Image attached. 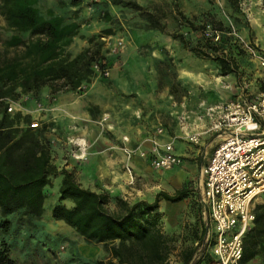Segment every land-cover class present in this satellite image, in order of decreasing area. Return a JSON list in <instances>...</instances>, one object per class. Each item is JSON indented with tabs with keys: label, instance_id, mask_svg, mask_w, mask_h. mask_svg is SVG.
<instances>
[{
	"label": "rangeland",
	"instance_id": "1",
	"mask_svg": "<svg viewBox=\"0 0 264 264\" xmlns=\"http://www.w3.org/2000/svg\"><path fill=\"white\" fill-rule=\"evenodd\" d=\"M24 1L57 28L52 35L32 34L8 27L0 14V138L13 136V129L19 134L31 129L48 143L53 166L70 171L81 186L96 188L98 179L83 165L95 151L115 145L122 152L125 146L149 152L153 140L180 141L184 153L179 166L155 169L142 158L145 164H135L138 175L132 169L130 183L141 192L158 188V182L169 194L187 190L180 205L159 209L161 227L176 248L169 264H180L177 252L197 244L203 226L198 184L200 162L211 150L206 108L252 98L264 84V0H131L153 13L164 32L140 11L111 0ZM174 5L186 20L205 27L204 36L212 38L217 53L237 62V76L221 74L215 61L196 56L173 37L182 35L189 45L212 53L201 30L188 27ZM31 52L40 65L18 74L20 59ZM192 134L196 141L189 139ZM60 181L61 175L50 176L43 187L40 216L23 210L7 216L12 264H109L102 244L84 241L51 217ZM136 197L128 200H146V195Z\"/></svg>",
	"mask_w": 264,
	"mask_h": 264
},
{
	"label": "trees",
	"instance_id": "2",
	"mask_svg": "<svg viewBox=\"0 0 264 264\" xmlns=\"http://www.w3.org/2000/svg\"><path fill=\"white\" fill-rule=\"evenodd\" d=\"M114 5H125L140 11L150 25L164 32V28L153 13L148 12L135 1L111 0ZM20 4H24L21 8ZM179 17L191 29L202 32V41L212 49V53L189 45L182 35H175L185 48L196 56L212 59L221 74L238 75L237 62L224 54L217 53L218 47L212 38L205 37V27L196 26L186 20L178 11ZM0 14L6 25L29 31L32 34L52 35L56 24L43 19L24 0H0ZM215 25V28H214ZM219 23H213V30ZM37 54L31 52L22 57L17 66L18 74L34 71L40 65ZM1 124V122H0ZM264 128V123L261 124ZM13 129V136L0 138V264H12L11 247L6 238L10 229L8 215L23 210L40 216L43 212L44 192L50 176L61 175L57 203L51 208L54 220H61L75 230L86 242L102 244L108 251L109 264H169L170 256L176 251L173 238L168 236L160 224L159 201L177 203L187 197L185 188L174 190L173 194L159 191L152 202L137 200L130 202L121 196H111L106 191H93L81 186L72 173L64 168L58 170L51 163L50 147L43 143L31 129ZM72 205L66 206L63 201ZM206 228L202 226L197 244L186 246L177 252L180 264L209 263L213 259L206 252L204 241ZM257 259L264 264V203L254 207L253 227L243 241V254L240 264ZM97 264H104L102 260Z\"/></svg>",
	"mask_w": 264,
	"mask_h": 264
},
{
	"label": "built area",
	"instance_id": "3",
	"mask_svg": "<svg viewBox=\"0 0 264 264\" xmlns=\"http://www.w3.org/2000/svg\"><path fill=\"white\" fill-rule=\"evenodd\" d=\"M264 69V58H260ZM12 107H8V111ZM206 132L221 135L207 162L199 169V202L206 225V252L214 264H240L243 241L253 227L254 207L264 195V84L252 98L238 97L217 108H206ZM157 133H162L159 128ZM196 141V134L189 136ZM127 138H124L126 141ZM128 182L134 181V153L160 170L178 166L182 157L171 142L153 140L149 152L124 147Z\"/></svg>",
	"mask_w": 264,
	"mask_h": 264
},
{
	"label": "crops",
	"instance_id": "4",
	"mask_svg": "<svg viewBox=\"0 0 264 264\" xmlns=\"http://www.w3.org/2000/svg\"><path fill=\"white\" fill-rule=\"evenodd\" d=\"M207 134H209V137H210L207 145L209 147H211V150H210L209 156L206 158V161L204 163L200 162V167L202 165H204L207 162L208 158L210 157V155H211V153L215 147L214 143H217V142L219 143V141L222 138L221 135L216 134L215 132H209ZM165 135H167L166 132H165ZM165 142H171L172 146H173L174 153L183 157V153H184L183 145L180 141L174 140V142H173V141L169 140V141H165ZM148 147H149V149L151 148V143L148 144ZM101 151H102V153L97 154V155H95V153H96V151H95L91 156H88L89 157L88 162L83 163L85 171L89 172L90 175L92 177H94L95 179H98L97 183H99L100 187L99 188H96L94 186H84V187L89 188L93 191H97V192L106 191L112 195L121 196L127 200L130 199L132 196L136 197L137 195L142 194V195H146V200L149 202L153 201L155 195L159 191H165L166 192L165 186H162V185H165L164 182L156 183L158 185V188H154V190H151V189L148 190L147 189L146 192H141V190H138L137 188H135L134 186H132V184H130L128 182V175L123 169L125 163L127 162L125 153L122 152L120 149H117L115 147V145H110L108 147H105ZM205 153H207V152H205ZM144 160H147V159H144ZM130 164L132 166L134 175L137 176L138 175L137 170H134L135 164H138L141 166L142 164L144 165L145 163H144L142 158H139L138 156L133 155L131 160H130ZM200 167H199V169H200ZM78 182L81 183V181H78ZM201 188H202V186H201V180H200V176H199L198 198H199ZM262 196H264V195H262ZM180 203H182V201H179V202L174 203V204L180 205ZM166 204H168V202H166L164 200H160L158 203L159 209H163V207L166 206ZM199 214H201L200 202H199ZM201 218H202L203 226L206 228L203 217L201 216ZM201 229H202V227H201ZM253 261L257 262V259H255Z\"/></svg>",
	"mask_w": 264,
	"mask_h": 264
}]
</instances>
